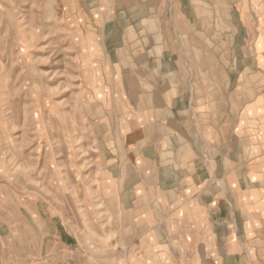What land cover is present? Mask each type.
Segmentation results:
<instances>
[{"label":"rangeland","instance_id":"1","mask_svg":"<svg viewBox=\"0 0 264 264\" xmlns=\"http://www.w3.org/2000/svg\"><path fill=\"white\" fill-rule=\"evenodd\" d=\"M156 44L227 110V198L264 209V0H0V264H175L118 195Z\"/></svg>","mask_w":264,"mask_h":264},{"label":"crops","instance_id":"2","mask_svg":"<svg viewBox=\"0 0 264 264\" xmlns=\"http://www.w3.org/2000/svg\"><path fill=\"white\" fill-rule=\"evenodd\" d=\"M161 45H152L157 58L140 61L141 67L155 66L157 75H140L146 89L140 87L138 107L126 121L127 148L130 156L138 148L139 157H130L119 203L125 212L145 213L148 228L156 224L153 237L139 239L155 245L147 257L175 264H264V209L227 198L243 191L229 188L222 170L232 154L227 110L191 108L186 83L178 71L165 69L180 63L169 50L159 53Z\"/></svg>","mask_w":264,"mask_h":264}]
</instances>
